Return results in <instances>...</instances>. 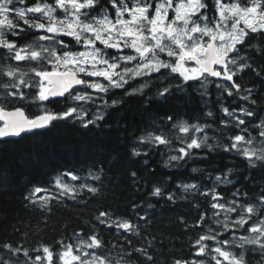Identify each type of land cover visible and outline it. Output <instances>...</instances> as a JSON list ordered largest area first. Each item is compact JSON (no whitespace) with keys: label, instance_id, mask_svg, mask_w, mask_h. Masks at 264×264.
I'll return each instance as SVG.
<instances>
[{"label":"snow or ice","instance_id":"1","mask_svg":"<svg viewBox=\"0 0 264 264\" xmlns=\"http://www.w3.org/2000/svg\"><path fill=\"white\" fill-rule=\"evenodd\" d=\"M255 57L264 58V0H0V154L49 135L62 122L101 132L109 109L123 103V97L110 99L116 90L146 97V107L195 93L213 122L149 116L129 145L130 159L167 154L163 167L180 169L206 158L204 149H222L264 171L261 91L240 82L250 72L264 83V63ZM135 81H142L139 87ZM151 88L154 95L146 91ZM213 89L223 114L219 125L210 107ZM226 98L244 103L230 111ZM230 129L238 131L217 136ZM93 155L103 152L85 149L78 166L57 170L50 186L25 181L24 207L51 213L53 201L71 207L67 202H83L84 193L88 200L103 197L105 169ZM231 174H207L208 183L178 181L171 192L153 186L151 197L173 205L201 198L193 204L194 223L180 217L185 234L198 232L186 256H168L163 239H149L152 221L134 204L128 217L99 211L95 223L85 222L87 232L72 233L75 243L61 238L29 248L0 240V264H264V186L249 194L235 187ZM8 175L0 169V184ZM130 175L138 185L137 173ZM228 186L230 194L221 191Z\"/></svg>","mask_w":264,"mask_h":264},{"label":"trees","instance_id":"2","mask_svg":"<svg viewBox=\"0 0 264 264\" xmlns=\"http://www.w3.org/2000/svg\"><path fill=\"white\" fill-rule=\"evenodd\" d=\"M255 62L264 63V58L255 57ZM141 82L135 81L133 86L139 87ZM240 82L242 88L247 86L261 91L258 107L264 110V83L250 72ZM146 91L150 95L155 93L154 88ZM214 94L213 89L210 107L219 112ZM121 97L123 103L109 109L104 121L108 127L101 132L86 131L62 122L60 127L49 135L23 140L17 145L10 146L8 153L0 154V169H7L9 173L7 184H0V240L10 242L19 240L29 248L40 244L55 245L61 238H67L66 242L72 243V233L82 227L87 232L89 229L85 227V222L95 223L94 218L99 211H109L115 216L128 217L133 205L136 204L146 209L152 221L150 228H147L149 239L153 235L158 240L163 239V251L168 256H186L189 241L194 240L198 232L189 229L188 234H185L180 217H184L190 224L194 223L197 210L193 208V204L201 203V198L197 196L173 205L151 197L153 186H163L171 192L176 189L178 181L194 180L208 183L205 180L207 174L214 177L225 173L229 167L234 169L230 179L235 181V187L253 194L264 186V171L249 168L242 157L230 155L222 149L215 152L204 149L202 155L206 158L191 160L180 169L163 167L166 155L162 157L159 153L149 152L147 157L130 159L129 145L136 136H139L149 116L169 113L190 122H195L199 117L202 122L206 118L204 116L206 108L195 93L189 96H174L167 103L153 100L149 107L145 106L146 97L125 95L122 90H116L110 99ZM231 101L232 98H226L225 105L237 107L236 104H231ZM49 107L52 110H59L54 105ZM235 131L238 130L230 129L221 134L227 137ZM225 142L229 141L225 138ZM85 149H90L93 153L97 150L103 152V155L91 157L101 161L105 169L103 197L88 200L90 194L84 193L83 202L79 204H73L71 200L67 202V205H72L71 207L53 201L51 213L42 212L36 206L24 207L27 203L23 200L25 181H29L30 185L50 186L52 175L59 169L77 165V160L82 158ZM110 158L114 159L115 163H112ZM145 159L148 161L147 164L144 163ZM193 167L203 171L192 173ZM132 171L139 177L138 185L134 184L130 175ZM232 190H234L232 186L221 189L227 194ZM149 200L155 206L153 209L146 208ZM136 211L139 212L140 207H137ZM14 228H18L19 233L14 232Z\"/></svg>","mask_w":264,"mask_h":264},{"label":"rangeland","instance_id":"3","mask_svg":"<svg viewBox=\"0 0 264 264\" xmlns=\"http://www.w3.org/2000/svg\"><path fill=\"white\" fill-rule=\"evenodd\" d=\"M214 2V0H209V3H210V5L212 4ZM214 101H216V95L214 94ZM231 104H236L237 105V107H238V104H240V103H244L243 101H239L238 103H234L233 102V100L230 102ZM226 106V105H225ZM228 107H229V110L231 111V107L228 105ZM212 108V110H213V107H211ZM218 109H219V112H216L215 110H213V112H214V114H215V117H216V119H215V121H214V123L216 124V125H219V120H220V118H222L223 117V114H222V112H221V110H220V107H219V105H218ZM205 119H207V120H209L210 122H213L212 121V118L211 117H206ZM226 119V118H225ZM221 127H223V126H221ZM208 131V134L211 136L213 133H212V131L211 130H207ZM221 133H223V132H220V133H217V136H221V137H226V136H222V134ZM210 143L212 142V141H209ZM222 142L223 143H226L225 142V139H223L222 140ZM179 146V145H178ZM166 155V157L164 158V159H167V154H165ZM230 155H235L234 153H230ZM228 169H232V174H233V172H234V169L233 168H231V167H229ZM231 174V175H232ZM231 177V176H230ZM229 177V178H230ZM41 195H43V193L41 194ZM72 241V243H75V241H73V240H71ZM41 255H43V253H40Z\"/></svg>","mask_w":264,"mask_h":264}]
</instances>
